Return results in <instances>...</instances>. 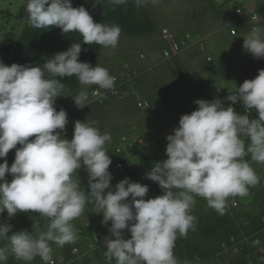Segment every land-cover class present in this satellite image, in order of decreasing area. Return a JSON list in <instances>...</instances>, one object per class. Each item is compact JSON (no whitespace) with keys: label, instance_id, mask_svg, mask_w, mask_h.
I'll use <instances>...</instances> for the list:
<instances>
[{"label":"clouds","instance_id":"clouds-1","mask_svg":"<svg viewBox=\"0 0 264 264\" xmlns=\"http://www.w3.org/2000/svg\"><path fill=\"white\" fill-rule=\"evenodd\" d=\"M110 2L122 4L126 0ZM136 2L139 5L143 0ZM245 9V17L255 14V9ZM26 10L33 28L78 32L87 45L114 48L121 34L118 24L94 22L89 11L83 5L73 7L72 0H27ZM237 21L250 30L243 49L254 58H264L259 18L256 28L244 25L241 17ZM159 28L164 39L163 30H169ZM168 50L170 46L163 51L164 57H169L165 56ZM81 51V43L73 42L67 50L36 66H8L0 60V158L16 149L11 166L6 159L0 163V214L6 210L12 218L32 210L48 221L47 229L38 234L11 232L12 224L0 223V240L7 241L0 246V264H6L9 255L26 264L37 256L49 262L52 243L63 247L78 239L72 221L82 215L86 204L103 214L102 223L111 221L110 236L103 242L110 262L179 264L173 250L178 235L186 237L194 227L195 217L190 213L195 197L204 198L223 215L229 197L246 196L249 187L259 183L246 157L264 164V69L229 92L225 99L231 103L227 107L220 98L197 99L194 103L198 107L180 116L178 126L166 137L167 158L155 162L145 173L158 183L162 194L145 199L148 185L129 177L111 185L112 160L105 148L111 134L101 133L98 122L76 120L72 138L64 135L67 112L54 106L64 89L57 77L75 76L81 85L104 90H113L115 85L107 68L81 61ZM72 99L78 108L90 103L86 91ZM238 101L245 114L235 111L233 105ZM253 110L258 118H251ZM122 142L128 144L125 137ZM81 168L88 173L87 192L80 183ZM6 174L11 175V181ZM124 229L130 238H125Z\"/></svg>","mask_w":264,"mask_h":264},{"label":"trees","instance_id":"trees-1","mask_svg":"<svg viewBox=\"0 0 264 264\" xmlns=\"http://www.w3.org/2000/svg\"><path fill=\"white\" fill-rule=\"evenodd\" d=\"M199 1L202 5L199 14L202 16L205 11H210L209 19L219 25L213 28L210 23L207 29H203L200 16L191 33L163 26L173 33L174 42L178 44L177 52L164 57L163 51L169 44L161 35L158 47L154 48L159 55L154 60L147 55L148 65L134 58L132 49L125 50V61L114 62L116 69L107 63L103 66L115 77L113 90L81 85L75 76L57 77L64 83V89L54 106L57 111L63 108L67 112L65 137L72 138L76 120L98 122L101 133L111 134V142L105 144L112 160L109 166L113 176L111 185L114 187L121 179L129 177L148 185L145 199L162 194L158 183L146 178L145 173L155 162L167 158L166 137L178 126L180 116L195 110L198 105L194 101L197 99L211 101L214 97L220 98L227 107L231 103L225 99L229 92H235L244 80L253 79L259 70L264 69V58H254L243 49L247 35L238 27L240 21H237L236 10L244 13L246 3L251 0ZM26 3L27 0H22L15 12L0 8V60L6 65H43L45 60L67 50L73 42L81 43V61L90 62L92 66L101 65L105 47L84 44L78 32L65 34L58 27L33 28L28 20ZM255 3L253 13L259 18V30L264 32V0ZM72 5H83L94 22L118 24L123 37H146L160 32L149 15L145 0L139 5L136 0H126L122 4H112L110 0H72ZM243 27L250 33L249 28ZM123 37H119L116 47ZM227 45L230 53H227ZM221 54L232 58L234 69L229 74V69L223 70L219 60ZM81 91L88 93L90 103L78 108L72 97ZM94 91L96 95H93ZM233 107L237 113L245 114L242 102H236ZM113 114L114 123L110 121ZM251 118H258L255 110L251 112ZM123 137L127 139V145L123 144ZM15 151L10 150L6 158H0V163L6 159L11 166ZM246 159L260 178L259 183L249 187L246 196L229 197L223 215L209 207L204 198L195 197L190 213L195 217L194 227L188 230L186 237L178 235L173 250L179 264H264V164L251 161L250 157ZM78 175L81 186L89 191L87 171L81 168ZM6 179L11 181V175L6 174ZM96 211L92 204H86L82 215L72 221L78 233L76 242L63 247L52 243L51 260L45 262L37 256L31 264H50L51 261H55L54 264H115L106 258L103 245L104 238L110 236L111 221L102 223L103 214ZM0 223L12 224L11 232L27 230L38 234L47 229L48 221L32 210L18 212L9 218L5 210L0 214ZM122 231L125 238H130L128 229ZM6 243L0 240V246ZM73 249H76L75 253ZM59 256L63 258L61 263L56 262ZM6 264L26 262L9 255Z\"/></svg>","mask_w":264,"mask_h":264},{"label":"rangeland","instance_id":"rangeland-1","mask_svg":"<svg viewBox=\"0 0 264 264\" xmlns=\"http://www.w3.org/2000/svg\"><path fill=\"white\" fill-rule=\"evenodd\" d=\"M255 1L257 2V0H251L250 5H252L253 8L257 5ZM20 4H22V0H0V8H7L11 12H15ZM145 4L149 9L150 17L157 23L158 27L166 26L171 30L176 27V30L184 29L191 33L194 31V24L197 17L201 16L199 13L202 9V5L199 0H145ZM253 8H248V10H254ZM208 13H210V11L207 10L201 16L202 20L200 21H202L203 29H207V24L210 25V23H212L209 19L210 15ZM218 25L219 22H213L211 24L213 28ZM238 27L241 32H244L243 34L247 36L249 35V32H245V28L241 24H238ZM133 38H135V41L132 42L131 39ZM133 38L124 36L118 47L105 48V57L101 58V66H106L107 63L113 69H116L117 67L114 62L123 63L125 61V50L127 49H132V53L135 54L134 58L145 62V65H148V62L146 61L147 55L151 60L158 57L159 51L154 48L155 46L158 47L157 44L160 41V32L154 33L151 36ZM226 49L227 53H230L228 45L226 46ZM228 56L229 55L221 54L219 60L224 66L223 70L229 69V74L231 73V70L234 69V65L232 63V58ZM208 83L212 84L210 81H208ZM110 121H112V123L116 122L115 114L111 115Z\"/></svg>","mask_w":264,"mask_h":264},{"label":"built area","instance_id":"built-area-1","mask_svg":"<svg viewBox=\"0 0 264 264\" xmlns=\"http://www.w3.org/2000/svg\"><path fill=\"white\" fill-rule=\"evenodd\" d=\"M236 13L239 17H241L242 19V23L244 25H248L251 26V28H256V25L258 23V17L256 14H252L249 17H245L241 11L239 9L236 10ZM163 37L164 39L168 42L169 46H170V50L165 52V56H170L171 52L175 53L178 50V44L176 42H174V38L173 35L167 31V30H163ZM59 262L62 261V258H60V256L57 258Z\"/></svg>","mask_w":264,"mask_h":264},{"label":"bare ground","instance_id":"bare-ground-1","mask_svg":"<svg viewBox=\"0 0 264 264\" xmlns=\"http://www.w3.org/2000/svg\"><path fill=\"white\" fill-rule=\"evenodd\" d=\"M252 13H253V12H252ZM176 43H177V42H176ZM95 93H97V92H95ZM75 252H76V249H73V253H75ZM60 258H62V257L60 256ZM54 262H55V261H51L50 264H54ZM56 262H57V263H61V262H63V258H62V261H61V262H59L58 259H56Z\"/></svg>","mask_w":264,"mask_h":264},{"label":"crops","instance_id":"crops-1","mask_svg":"<svg viewBox=\"0 0 264 264\" xmlns=\"http://www.w3.org/2000/svg\"><path fill=\"white\" fill-rule=\"evenodd\" d=\"M251 4V1H249V2H247L246 3V8L248 9V8H253V6L252 5H250ZM256 7H254L253 9H255Z\"/></svg>","mask_w":264,"mask_h":264},{"label":"water","instance_id":"water-1","mask_svg":"<svg viewBox=\"0 0 264 264\" xmlns=\"http://www.w3.org/2000/svg\"><path fill=\"white\" fill-rule=\"evenodd\" d=\"M218 90V89H217Z\"/></svg>","mask_w":264,"mask_h":264}]
</instances>
